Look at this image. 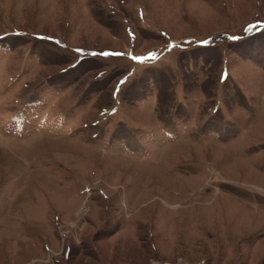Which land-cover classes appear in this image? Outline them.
<instances>
[{
	"label": "rangeland",
	"instance_id": "374dc122",
	"mask_svg": "<svg viewBox=\"0 0 264 264\" xmlns=\"http://www.w3.org/2000/svg\"><path fill=\"white\" fill-rule=\"evenodd\" d=\"M0 264H264V0H0Z\"/></svg>",
	"mask_w": 264,
	"mask_h": 264
},
{
	"label": "snow or ice",
	"instance_id": "6c2138e0",
	"mask_svg": "<svg viewBox=\"0 0 264 264\" xmlns=\"http://www.w3.org/2000/svg\"><path fill=\"white\" fill-rule=\"evenodd\" d=\"M137 59H139V58H137Z\"/></svg>",
	"mask_w": 264,
	"mask_h": 264
}]
</instances>
